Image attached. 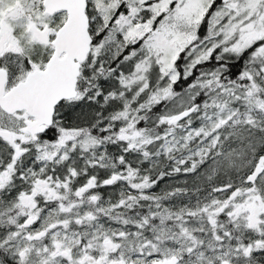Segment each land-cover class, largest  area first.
Instances as JSON below:
<instances>
[{
  "label": "snow or ice",
  "instance_id": "obj_1",
  "mask_svg": "<svg viewBox=\"0 0 264 264\" xmlns=\"http://www.w3.org/2000/svg\"><path fill=\"white\" fill-rule=\"evenodd\" d=\"M0 264H264V0H0Z\"/></svg>",
  "mask_w": 264,
  "mask_h": 264
},
{
  "label": "rangeland",
  "instance_id": "obj_2",
  "mask_svg": "<svg viewBox=\"0 0 264 264\" xmlns=\"http://www.w3.org/2000/svg\"><path fill=\"white\" fill-rule=\"evenodd\" d=\"M163 186V185H162Z\"/></svg>",
  "mask_w": 264,
  "mask_h": 264
}]
</instances>
